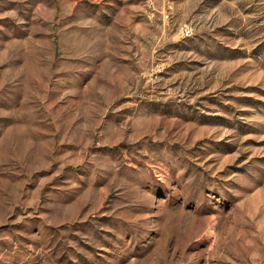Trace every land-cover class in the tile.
Masks as SVG:
<instances>
[{"label": "rangeland", "instance_id": "374dc122", "mask_svg": "<svg viewBox=\"0 0 264 264\" xmlns=\"http://www.w3.org/2000/svg\"><path fill=\"white\" fill-rule=\"evenodd\" d=\"M0 264H264V0H0Z\"/></svg>", "mask_w": 264, "mask_h": 264}, {"label": "built area", "instance_id": "2783aa9c", "mask_svg": "<svg viewBox=\"0 0 264 264\" xmlns=\"http://www.w3.org/2000/svg\"><path fill=\"white\" fill-rule=\"evenodd\" d=\"M185 35H190V31L189 30H185Z\"/></svg>", "mask_w": 264, "mask_h": 264}]
</instances>
